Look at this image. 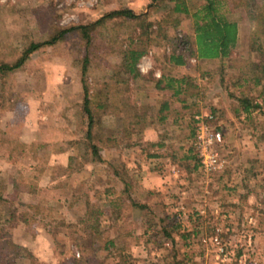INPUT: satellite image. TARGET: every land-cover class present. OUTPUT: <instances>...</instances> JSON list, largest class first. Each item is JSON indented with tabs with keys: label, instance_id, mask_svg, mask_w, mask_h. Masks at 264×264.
<instances>
[{
	"label": "rangeland",
	"instance_id": "rangeland-1",
	"mask_svg": "<svg viewBox=\"0 0 264 264\" xmlns=\"http://www.w3.org/2000/svg\"><path fill=\"white\" fill-rule=\"evenodd\" d=\"M185 1L190 12L203 4ZM222 1V12L237 22L246 45L240 39L229 60L187 56L177 68L164 58L176 43L190 47L181 42L193 39V23L167 0H0V64H13L30 41L49 40L59 30L86 26L90 43L77 29L42 46L17 71L0 74V264H264V82L235 84L249 75L251 63L264 62V34L255 43L261 47L251 49L254 24L230 7L233 0ZM121 10L149 15L141 22L117 16L100 22ZM150 21L158 22L153 27L165 39L140 58V76L116 89L110 79L119 72L122 51L130 40H144L142 25ZM85 54L94 154L82 107ZM162 75L188 76L192 85L173 98L170 90L154 88ZM104 83L108 90L98 89ZM230 96L252 99L260 109L249 122L237 118ZM120 100L127 104L120 116L127 120L128 138L108 146L109 126L120 129L112 114ZM164 101L170 110L159 121ZM206 113L223 135L225 168L218 175L203 173L190 158L193 118ZM123 169L135 182L133 195L152 207L151 214L127 201L119 218L107 209L91 232L82 219L120 197L123 185L114 171ZM174 213L177 218H165ZM178 222L185 241L162 232ZM112 238L113 259L101 247Z\"/></svg>",
	"mask_w": 264,
	"mask_h": 264
},
{
	"label": "trees",
	"instance_id": "trees-1",
	"mask_svg": "<svg viewBox=\"0 0 264 264\" xmlns=\"http://www.w3.org/2000/svg\"><path fill=\"white\" fill-rule=\"evenodd\" d=\"M161 1V0H160ZM168 2L173 3L172 11L174 13L190 15L193 23V39L191 42L188 43V39L184 42H181L182 45L190 44V47H185L182 49V46L179 43L175 45V51L173 50L171 54L166 56L165 61L169 66H174L177 68L183 67L186 65V57L192 56L195 57L197 60H214L218 59L220 62L229 60L232 55L237 51L240 46V39L243 42V45H246L244 37L240 38V32L238 28V24L235 21H231L227 18V16L222 12L223 5L225 4L222 0H203V4L200 5L195 11L190 12L189 7L186 4L185 0H167ZM159 4V3H158ZM239 9L244 11L248 21H251L254 24V31H253V38L252 43L249 44L250 48L253 49L255 47V43L257 40L260 39V36L264 34V0H233L230 7ZM148 14H134L131 10H121L117 12H113L111 14L105 15L100 22H103L105 19H110L114 16L122 17L127 20L131 21H138L141 22L142 20L146 21ZM99 22V23H100ZM157 21H150L147 24L142 25L145 26V32L140 34L143 35V41L133 44V41H129V45L127 49L122 51V62L119 68V72L113 74L114 81L110 79V82L116 84V89H120L121 86L127 84L129 79H135L140 76L137 70V63L140 58L148 51V48L155 45L156 41L161 42L165 39V33L161 32L159 27L154 29L153 26L157 25ZM88 27L80 26L76 28H70L65 30H59L55 35H53L49 40L43 42H33L30 41L28 46L23 49L22 54L15 60L13 64L8 62H2L0 64V74L4 75L6 73H12L20 69L25 62L29 59L30 55L34 52L39 50L42 46L46 45H55L56 43L62 41L66 35L74 32L75 30H79L82 34V37L85 40L86 46L89 45V32L87 30ZM244 40V41H243ZM161 44V43H160ZM261 47L260 45H256ZM262 49V48H261ZM185 53L187 55H185ZM90 60L88 56L85 54L82 65H81V78L83 84V111L86 115V132H85V139L89 141L92 146V154L98 152V147L92 144V115H91V100H90V91L84 82V79L89 76V64ZM249 75L247 74L237 80L235 84H245L247 81L251 80L254 84H261L264 82V62H256L251 63L248 68ZM121 73V74H120ZM189 77L188 76H181L178 77H170V76H161V79H157L154 84V88L159 90L160 92H166L168 90L171 91V96L173 98H177L178 96L182 95L184 92L188 91L189 86L192 84H188ZM119 82V83H118ZM105 84V85H104ZM100 90H108L110 84L104 83ZM120 85V86H119ZM188 86V87H187ZM240 87V86H239ZM112 88H110L111 90ZM100 91L95 89L94 95L96 96L99 94ZM233 100V109L232 113L235 117L239 118L244 116L246 121L252 120V114L254 111L260 109V105L252 99H245V98H238L235 96H230ZM114 108L113 113L116 122H120V129L116 126L113 129H109L107 134H111L112 137L105 138V144L110 146L118 142V139H122L123 141H127L128 138V124L127 120L120 116V113L126 109L125 106L127 105L123 100H120V103L117 104L113 102ZM94 105V104H93ZM95 106L100 107L101 104L98 102L95 103ZM170 110V103L168 101L162 102L159 109V121H163L166 118L164 113ZM198 113V112H197ZM264 116V112H263ZM243 119V120H244ZM118 128V129H117ZM106 129H104L105 131ZM119 131V132H118ZM106 133V131H105ZM138 136L141 135V132L138 131ZM193 135V128L191 129L190 136ZM110 138V139H109ZM191 159H196L195 156H190ZM198 162L196 161V166ZM222 173V172H221ZM221 173H214L221 174ZM114 176L116 180H119L122 185L123 189L120 192V197L117 199H107L104 202V206L97 211L91 212L86 214V217L82 219V224L88 229H92V227H96L99 229V218H103L104 215H107V209L110 212L108 214L112 215V217L119 218L120 211L123 209V205L128 201L131 208H134L141 212H146L151 214L152 207L145 203L139 202L135 196L133 195L134 185L135 182L132 178L129 177L127 171L123 169L114 171ZM126 198V200H125ZM136 199V200H135ZM178 217V214H173L168 216L165 214V218L168 220L174 219ZM162 220L158 219V224H161ZM94 230H91L93 232ZM97 233V231H95ZM162 232L165 237L170 238L172 233H178L179 237L185 241L187 239V235L185 231L181 228L180 223H174L170 230H166L165 227L162 228ZM196 235L197 232L193 231ZM100 233V231H99ZM147 233V228L145 227L144 234ZM129 236V238L133 241L138 240V236L135 238L133 234H125ZM96 237V236H95ZM115 240L107 239L104 240L102 244V250L107 252V257H111L112 259L116 256H113L114 248H115ZM112 250L114 252H112ZM119 256H121L119 254ZM122 257V256H121ZM126 260V259H125ZM32 264V261H31Z\"/></svg>",
	"mask_w": 264,
	"mask_h": 264
},
{
	"label": "built area",
	"instance_id": "built-area-1",
	"mask_svg": "<svg viewBox=\"0 0 264 264\" xmlns=\"http://www.w3.org/2000/svg\"><path fill=\"white\" fill-rule=\"evenodd\" d=\"M222 141L223 135L215 126V117L211 113L198 114L193 118L191 147L203 173L211 175L224 170L225 161L219 154ZM171 172L177 177L178 171L174 167Z\"/></svg>",
	"mask_w": 264,
	"mask_h": 264
},
{
	"label": "crops",
	"instance_id": "crops-1",
	"mask_svg": "<svg viewBox=\"0 0 264 264\" xmlns=\"http://www.w3.org/2000/svg\"><path fill=\"white\" fill-rule=\"evenodd\" d=\"M112 116V115H111ZM113 125V124H112ZM110 128H108V129H113L114 128V126H109Z\"/></svg>",
	"mask_w": 264,
	"mask_h": 264
}]
</instances>
